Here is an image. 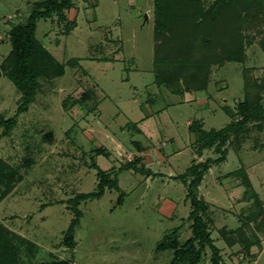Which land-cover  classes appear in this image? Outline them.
Here are the masks:
<instances>
[{"label":"rangeland","instance_id":"obj_1","mask_svg":"<svg viewBox=\"0 0 264 264\" xmlns=\"http://www.w3.org/2000/svg\"><path fill=\"white\" fill-rule=\"evenodd\" d=\"M37 1L0 0V64L11 50L8 32L26 22ZM153 10L154 0H75L65 12L76 24L70 33L56 18L39 22L37 38L65 74L41 81L10 136L0 130V264H170L174 250L165 246L174 238L182 246L192 236L187 186L175 178L220 156L214 149L198 155L199 136L188 128L198 121L219 131L239 119L243 66L215 67L203 92L176 95L158 85ZM261 19L244 34L246 66L255 69L250 77L264 88ZM21 103L15 85L0 79V118L14 117ZM250 128L242 139L231 136L226 160L212 166L196 190L220 264H264L262 214L240 178L243 169L264 208V129ZM137 159L146 176L121 171ZM94 165L118 188L74 204L97 191ZM75 207L82 216L70 248L65 238ZM245 239L260 245L248 250ZM199 264H212L209 248Z\"/></svg>","mask_w":264,"mask_h":264},{"label":"trees","instance_id":"obj_2","mask_svg":"<svg viewBox=\"0 0 264 264\" xmlns=\"http://www.w3.org/2000/svg\"><path fill=\"white\" fill-rule=\"evenodd\" d=\"M207 2L154 0L153 67L158 85L170 88L176 95L203 92L210 86L215 67L228 63L243 66V100L235 112L239 119H233L234 112L231 111L230 124L219 131H206L198 121H194L188 128L191 133L199 136L196 139L198 155L214 149L220 157L192 164L185 173L175 178L187 186V196L193 208L190 214L192 236L182 246L176 238L172 243L165 244V248L174 250L170 264H199L201 254L206 248L211 251L212 264L221 263L220 250L213 244L204 220L207 206L198 198L196 190L211 167L226 160L227 153L223 148L231 136L242 139L250 132L251 125L256 126L259 131L264 129L263 82L250 77L255 69L246 66L249 56L245 43L247 37L244 34L252 22H260L264 17V0H215L210 5ZM74 6L75 0L37 1L33 4L26 22L14 25L8 32L11 50L0 64V79L5 77L15 85L22 95V103L14 117L0 118V130L4 129V136H10L20 115L33 104L41 90V81H52L65 74V65L58 62L42 40L37 38V29L40 21L56 18L65 23V33H70L76 28V24L66 20L65 12L72 10ZM139 164L140 160L137 159L122 167L121 171L126 168L146 176V169L139 167ZM94 169L100 179L97 191L77 196L74 204L101 199L106 188H118L116 181H110L97 165H94ZM241 173L240 178L246 188L245 195L253 196L254 204L257 205L254 210L262 214L263 222L259 226V230H262L263 205L260 204L259 196L246 172L242 169ZM3 185L0 180V189ZM6 193L7 190L4 195ZM74 210L76 217L72 220L65 238V244L70 248H74L75 230L82 216L77 207ZM252 219L254 218L251 217L250 220ZM245 241L248 250L255 244L256 247L260 245L258 239H255V244L250 240ZM227 243L233 246L236 241L227 239ZM196 245H199L198 250L194 249ZM52 264L70 263L62 261Z\"/></svg>","mask_w":264,"mask_h":264}]
</instances>
